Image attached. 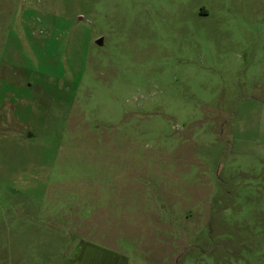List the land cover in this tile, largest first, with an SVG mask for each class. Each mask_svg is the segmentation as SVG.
<instances>
[{"label": "rangeland", "instance_id": "rangeland-1", "mask_svg": "<svg viewBox=\"0 0 264 264\" xmlns=\"http://www.w3.org/2000/svg\"><path fill=\"white\" fill-rule=\"evenodd\" d=\"M97 247L264 264V0H0V264Z\"/></svg>", "mask_w": 264, "mask_h": 264}, {"label": "crops", "instance_id": "crops-1", "mask_svg": "<svg viewBox=\"0 0 264 264\" xmlns=\"http://www.w3.org/2000/svg\"><path fill=\"white\" fill-rule=\"evenodd\" d=\"M167 232L173 233L170 231H167ZM167 237H172V234L167 235ZM158 246H159V243L156 245V247L158 248ZM139 249H140V247H134L133 251H131V253H129V255L139 254ZM157 251H159V248L157 249ZM91 252L93 255H95L96 260L102 259V256H104L106 259H108L109 261L106 264H165L166 262L171 261V260H173L174 264H180V262L182 261V260L181 261L178 260L177 259L178 257H176L177 256L176 255L177 249H173V251L169 253L171 255H169L168 258H167V255H166V257L164 256L165 260H164V258H162L161 255L147 257L148 255L161 254V252L155 253L154 249L147 250V252H144L141 256H137V257L127 256L128 254L121 251V253H120L121 256L119 258L112 256V255H116L115 253L101 249V248H98V247L94 248V250H92ZM145 255H147V256H145ZM160 258H162V259H160ZM92 264H101V263H98L96 261Z\"/></svg>", "mask_w": 264, "mask_h": 264}]
</instances>
